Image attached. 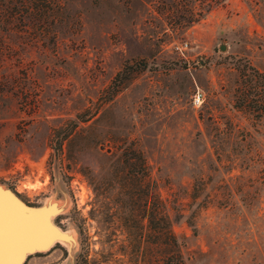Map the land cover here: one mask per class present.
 <instances>
[{
    "label": "rangeland",
    "instance_id": "rangeland-1",
    "mask_svg": "<svg viewBox=\"0 0 264 264\" xmlns=\"http://www.w3.org/2000/svg\"><path fill=\"white\" fill-rule=\"evenodd\" d=\"M48 2L0 0V190L52 229L24 264H264V0Z\"/></svg>",
    "mask_w": 264,
    "mask_h": 264
},
{
    "label": "water",
    "instance_id": "water-1",
    "mask_svg": "<svg viewBox=\"0 0 264 264\" xmlns=\"http://www.w3.org/2000/svg\"><path fill=\"white\" fill-rule=\"evenodd\" d=\"M51 226L32 217L17 196L0 190V264H24L50 246Z\"/></svg>",
    "mask_w": 264,
    "mask_h": 264
},
{
    "label": "trees",
    "instance_id": "trees-1",
    "mask_svg": "<svg viewBox=\"0 0 264 264\" xmlns=\"http://www.w3.org/2000/svg\"><path fill=\"white\" fill-rule=\"evenodd\" d=\"M51 2H52V0H49L48 3H51ZM48 6H50V5L48 4ZM141 69H142V67H140V65H138V64H133V65L126 64V65H124V67L117 73V75L113 79L112 84L107 88V94L105 96V102L108 100H111L113 98V96L116 95L121 90V88L124 86L125 82L132 77L133 72L139 71ZM81 115L82 114L78 115V118H80ZM80 121H86V119H80ZM76 125H77V121H71V126L65 132L64 136H67L70 133V131H72L73 127H75ZM60 130H58V131H60ZM65 138L66 137H63L60 139V141H58L59 142L58 145H60V147H61L62 141ZM142 162H143L142 163L143 173H141V174H143L145 176V174L147 172V170H146L147 165H146L145 161H142ZM141 174H140L141 178H144V176H142ZM159 212L162 213V208L159 209Z\"/></svg>",
    "mask_w": 264,
    "mask_h": 264
},
{
    "label": "built area",
    "instance_id": "built-area-1",
    "mask_svg": "<svg viewBox=\"0 0 264 264\" xmlns=\"http://www.w3.org/2000/svg\"><path fill=\"white\" fill-rule=\"evenodd\" d=\"M187 45V43L185 44V45H181V46H178V47H184V46H186Z\"/></svg>",
    "mask_w": 264,
    "mask_h": 264
}]
</instances>
